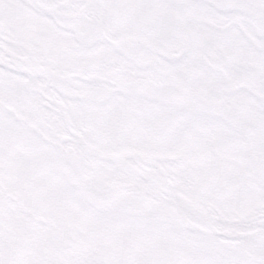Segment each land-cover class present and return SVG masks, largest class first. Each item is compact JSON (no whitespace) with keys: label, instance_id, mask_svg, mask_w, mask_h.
I'll return each mask as SVG.
<instances>
[{"label":"snow or ice","instance_id":"6c2138e0","mask_svg":"<svg viewBox=\"0 0 264 264\" xmlns=\"http://www.w3.org/2000/svg\"><path fill=\"white\" fill-rule=\"evenodd\" d=\"M0 264H264V0H0Z\"/></svg>","mask_w":264,"mask_h":264}]
</instances>
